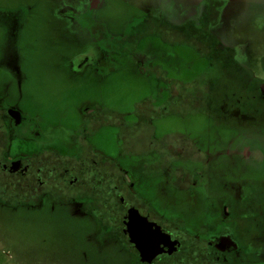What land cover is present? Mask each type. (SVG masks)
<instances>
[{
    "label": "rangeland",
    "instance_id": "rangeland-1",
    "mask_svg": "<svg viewBox=\"0 0 264 264\" xmlns=\"http://www.w3.org/2000/svg\"><path fill=\"white\" fill-rule=\"evenodd\" d=\"M99 2L100 7L91 12L90 0H0V44L10 32L18 41L19 54L23 55L20 63H10L6 68L12 75L0 69L4 72L0 73V95L6 93L4 90L9 87L11 97L16 101L19 90L21 96L24 92L21 106L24 111L37 113L43 125L46 124L42 127L44 131L62 127L79 136L85 128L82 111L94 102H98L100 108L103 106L104 111L119 114L124 122L130 124L129 129L105 123L99 128H92L91 137L101 155L113 164L127 168L139 166L141 159L151 156L147 152L151 151L150 145L154 140L159 139V142L154 144L152 152L159 154L155 148L163 144L162 139L167 133L170 144L175 147L184 144L180 139L184 136L188 140L185 146L180 147L183 149L181 159L171 156L168 161L186 168L192 176L199 174L201 178L197 176L196 182H211L213 192H205L201 200L210 198L216 208L221 207L225 198L226 184L236 183L237 179L264 181L263 123L248 117L240 121L223 114L226 109L229 112L236 101L237 98L232 97L250 95L251 89L237 82L240 75L247 80L248 71L253 77L264 78L263 21L256 19V14H264L261 0ZM207 2L214 10H226L222 27L214 34L224 46L232 48L227 53L236 57L246 71L240 70L237 63L224 67L218 74L221 87L219 105L207 115H192L183 110L186 107L172 108L171 103L168 104V96L172 80L178 93L182 88L179 81L190 83L209 66V62L192 49L198 42L185 34V27L190 26L185 21L208 8ZM170 18L178 27L169 25ZM91 21L110 30L116 39L122 38V42H127L130 59L114 53L107 64L95 68L92 61L96 57L90 56L99 51L92 46L93 42L86 43L92 40L91 32L87 30L88 36L80 27L77 28L78 24L87 28ZM52 45L61 48L56 64L47 62L48 57L45 58L54 51L50 50ZM135 55L152 61H146L145 67L150 77L141 74L137 63L140 60ZM88 56L90 62L85 61ZM111 63L116 70L111 68ZM17 70L23 81L16 74ZM99 72L106 74L103 85L96 82ZM251 75L247 81L252 78ZM200 77L199 83L203 80ZM97 88L101 92L105 90V99L96 94V98H92L90 89L97 91ZM143 97H149V101H144L137 109L135 103ZM224 102H229L228 106ZM150 105L153 110L147 113ZM220 105L225 110L218 111ZM50 109H53L54 115H48ZM129 112L133 114L128 116ZM137 112L149 114L151 118L140 122L136 118ZM259 114L262 116L263 112ZM129 146L140 155L132 157L133 150ZM109 173L113 185L117 182V175L113 169ZM167 179L165 174H160L154 181L153 189L150 182L148 184L145 178L142 179L140 188L149 189L151 196L145 199L146 204L158 197L161 207H165V197L174 195L172 179ZM12 182L10 187L4 188L0 181V196L12 201L21 200L23 186L17 181ZM214 191H218L217 194ZM119 205V194L115 196L111 193L113 218L120 215ZM78 211L75 205L43 203L15 207L0 202V264H133L132 257L113 241L106 247L98 244L94 225L89 224ZM183 225L181 221L176 227L182 230ZM221 239L224 242L231 240V232L225 230ZM190 257V262L187 258L185 264L198 262L196 255ZM259 257L261 260L256 259L254 264H264V254Z\"/></svg>",
    "mask_w": 264,
    "mask_h": 264
},
{
    "label": "flooded vegetation",
    "instance_id": "flooded-vegetation-1",
    "mask_svg": "<svg viewBox=\"0 0 264 264\" xmlns=\"http://www.w3.org/2000/svg\"><path fill=\"white\" fill-rule=\"evenodd\" d=\"M99 1L90 0L89 11L98 9ZM209 5H211L210 2H207L208 8H204L198 15L185 21V24L188 22L190 25L185 27V34L195 42L197 41L199 45V47L192 46V49L200 58L206 59L209 66L206 70L199 72L190 83L179 81L182 88L178 93L175 82L172 80L168 96V104L170 102L172 108L186 107L187 109L183 110H188L187 113L192 115L206 114L219 105L217 101L221 87L218 74L224 67L230 63H237L240 70L246 71L237 62L236 57L233 58L227 53L232 48L224 46L214 34L217 29H221L226 10H214ZM256 15V19L260 18L263 21L262 30L264 31V14ZM168 21L170 26L178 27L171 18ZM91 22L92 24L87 28L83 24H78L77 28L80 27L85 34H88L87 30L91 32L92 40L86 43L93 42L92 46L99 51L95 52L94 56H90L96 57L92 61L95 68L107 64L108 58L114 53L130 59L128 55L130 47L127 42H122V38L116 39L104 26L100 27V25H94V21ZM12 32L16 34V31ZM19 48L16 37L10 32L8 38L0 44V69L7 74L12 75V72L6 70L10 63L14 65L21 62L23 55L19 54ZM59 49L61 48L52 45L50 50L54 51L45 57H48L47 62L57 63L58 53L61 52ZM90 57H85V61L90 62ZM134 57L140 60H137V63H139L138 68L141 74H145L146 78L150 77L145 67L146 61L149 63L152 61L146 57L136 55ZM109 65L116 70L113 63ZM3 71L0 70V73H4ZM16 74L21 80L23 79L19 70ZM105 75L101 72L97 74L98 85L105 83ZM239 75L240 73L237 76ZM249 75L251 74L247 71V80ZM200 76L203 80L199 83ZM251 77L249 81L242 75L237 78V82L241 83L242 87L251 89L250 95L248 97L236 95L232 97L237 99L234 100L229 112L221 108V105L218 111L225 110L223 114H227V118L245 121L248 117L264 125V78L252 75ZM11 79L14 81L13 76ZM8 89L4 90L7 91L6 93L0 95L1 187L8 188L11 186L10 183L13 184L12 181H17L23 186V195L21 200L13 201L0 196V202L3 205L15 207L43 203H56L61 206L75 205L88 223L94 225L98 244L106 247L113 241L132 257L133 264H185L188 257L195 255L198 258L195 264L207 262L254 264L256 259L261 260L259 256L264 254V181L237 179L236 183L226 184L225 198L222 200L221 207L216 208V204L212 203L210 198L205 197V200H201L205 192H213L210 189L211 182H196L197 176H199L198 179L201 178L199 174L192 176L186 168L175 166L174 162L168 161L171 156L181 159L183 149L180 147L185 146L188 140L183 135H180L183 136L180 139L184 144L175 147L172 143L170 144L167 133L162 139L163 144L155 148L159 154L152 152L154 144L159 142V139L154 140L150 145L151 151L147 152L151 156L141 159L139 166L127 168L119 163V165L113 164L101 155L95 149L96 145L91 137V129L104 126L105 123L111 127L129 129L130 124L124 122L119 114L114 115L110 111H104L103 106L100 108L99 103L94 102L82 111L84 117L82 123L85 128L79 136H77L78 133L67 132L62 127L44 131L42 127L46 124L43 125L37 113L24 111L21 106V101L25 99L24 92L21 96V90H19L20 95L14 101ZM104 92L103 89L102 92L98 88L97 91L90 89L92 98H96L97 95L105 99ZM143 98L139 103H135L137 109L141 108L144 101H149V97ZM228 104L229 102H224V105L228 106ZM150 107L147 113L153 110L152 105ZM47 112L48 115L55 114L53 109ZM260 112H263L262 116ZM132 114L129 112L128 116ZM136 118L141 122L151 117L149 114L137 112ZM153 153L156 155L154 156ZM131 154H133L132 157L140 155L136 150H133ZM110 169H113L114 174L117 175L115 179L117 182L113 185H111ZM160 174H165L168 179H172L174 189V195L165 197L164 208L161 207L158 197L146 204L145 199L151 197L149 189L140 188L141 181L145 178L153 189L154 181ZM163 190L164 188L162 192ZM214 192L217 194L218 191ZM111 193L115 196L119 194L120 215L117 218L111 216ZM248 200L249 202L246 203ZM201 204L204 206L202 207ZM181 208L191 210L182 211ZM137 216L140 220L136 219ZM181 221L184 222L182 230L176 227ZM225 230L231 232V240L227 242L221 239ZM153 253L154 256L151 257Z\"/></svg>",
    "mask_w": 264,
    "mask_h": 264
},
{
    "label": "water",
    "instance_id": "water-1",
    "mask_svg": "<svg viewBox=\"0 0 264 264\" xmlns=\"http://www.w3.org/2000/svg\"><path fill=\"white\" fill-rule=\"evenodd\" d=\"M136 219H139L138 218V216L136 217ZM143 219V218H142ZM140 220V219H139ZM144 220V219H143ZM141 238V237H140ZM143 240V239H142ZM145 241V240H144ZM145 243H146V241H145ZM154 256V253H153V255L151 256V257H153Z\"/></svg>",
    "mask_w": 264,
    "mask_h": 264
},
{
    "label": "crops",
    "instance_id": "crops-1",
    "mask_svg": "<svg viewBox=\"0 0 264 264\" xmlns=\"http://www.w3.org/2000/svg\"><path fill=\"white\" fill-rule=\"evenodd\" d=\"M261 2L264 4V0H261Z\"/></svg>",
    "mask_w": 264,
    "mask_h": 264
}]
</instances>
